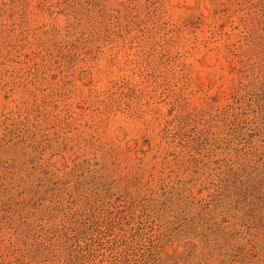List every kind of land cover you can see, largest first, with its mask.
Segmentation results:
<instances>
[{
	"label": "rangeland",
	"instance_id": "obj_1",
	"mask_svg": "<svg viewBox=\"0 0 264 264\" xmlns=\"http://www.w3.org/2000/svg\"><path fill=\"white\" fill-rule=\"evenodd\" d=\"M260 179L264 0H0V264H263Z\"/></svg>",
	"mask_w": 264,
	"mask_h": 264
},
{
	"label": "trees",
	"instance_id": "obj_2",
	"mask_svg": "<svg viewBox=\"0 0 264 264\" xmlns=\"http://www.w3.org/2000/svg\"><path fill=\"white\" fill-rule=\"evenodd\" d=\"M237 174V172H236ZM236 181V178H235ZM248 186H251L252 189H248ZM257 187V189H255ZM240 189V187H239ZM243 189V195L244 197H247L249 200H247L253 208V212H254V217L252 220V225L251 227H249L248 229H246L244 231V236H247V245H254L256 247V250L261 252L258 253V255H262L264 256V248L260 242H258V240H256V243L251 241L250 235V229H256L258 233H260L259 238H261L262 235H264V181L260 179V181H257L256 186L255 185H247L245 188H241ZM217 227L215 228V233H226V230L223 225L219 224L216 225ZM236 230V231H235ZM233 229L230 232H228V238L227 240L233 239L234 237L238 238V229ZM246 234V235H245ZM211 235H202V237L204 238H210ZM213 238H218V237H213ZM219 241V240H218ZM225 243V242H223ZM236 243V242H235ZM219 246H221L220 249H222L221 251H219V260L216 261L218 264H249L250 263V259H249V254H248V249H246L245 246V250H238L237 251V245L236 244H231L230 249H223L225 245H223L220 241H219ZM232 250V252H230V250ZM185 258L184 256L178 257V260L180 261L181 259ZM264 264V261H263Z\"/></svg>",
	"mask_w": 264,
	"mask_h": 264
}]
</instances>
